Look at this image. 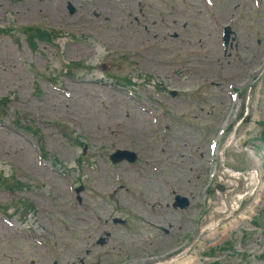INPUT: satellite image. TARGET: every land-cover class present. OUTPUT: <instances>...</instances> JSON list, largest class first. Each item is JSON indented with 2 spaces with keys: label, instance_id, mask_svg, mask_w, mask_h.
<instances>
[{
  "label": "rangeland",
  "instance_id": "374dc122",
  "mask_svg": "<svg viewBox=\"0 0 264 264\" xmlns=\"http://www.w3.org/2000/svg\"><path fill=\"white\" fill-rule=\"evenodd\" d=\"M0 104V264H264V0H0Z\"/></svg>",
  "mask_w": 264,
  "mask_h": 264
},
{
  "label": "water",
  "instance_id": "95a60500",
  "mask_svg": "<svg viewBox=\"0 0 264 264\" xmlns=\"http://www.w3.org/2000/svg\"><path fill=\"white\" fill-rule=\"evenodd\" d=\"M69 11L72 13L73 9L69 7ZM228 35H229V30L228 28H225L224 42L227 40ZM102 69L105 70L104 67H102ZM85 150H86V147H84V151ZM109 159L112 162V164H116V163L123 162V161H126L128 163H134L137 160V155L134 152L129 151V150L117 149L109 156ZM81 190L82 188L80 187V188H77L75 192L78 194ZM187 206H188V200L185 197H182L179 195H176L174 197V202L172 204L173 208L185 209ZM113 223L124 224V221L115 219L113 220ZM99 243L100 244L103 243L102 240H100Z\"/></svg>",
  "mask_w": 264,
  "mask_h": 264
},
{
  "label": "bare ground",
  "instance_id": "6f19581e",
  "mask_svg": "<svg viewBox=\"0 0 264 264\" xmlns=\"http://www.w3.org/2000/svg\"><path fill=\"white\" fill-rule=\"evenodd\" d=\"M127 33H128V32H127ZM109 34H110V33H109ZM116 35H117V34H116ZM131 36H132V35H131ZM134 36H135V35H134ZM125 37H126V36H125ZM126 38H127V37H126ZM126 38H125V39H126ZM127 39H128V38H127ZM121 40H122V39H121ZM198 40H199V39H198ZM132 41H133V40H132ZM124 42H125V41H124ZM134 42H135V40H134ZM207 42H208V41H207ZM138 43H139V42H138ZM208 43H209V42H208ZM208 43H207V44H208ZM122 44H123V43H122ZM139 44H140V43H139ZM194 44H195V43H194ZM130 45H131V44H130ZM146 45H147V44H146ZM208 45H209V44H208ZM116 46H117V45H116ZM127 46H128V45H127ZM133 46H134V45H133ZM136 46H139V45H136ZM143 46H144V44H143ZM198 46H199V45H198ZM196 47H197V46H196ZM131 48H132V47H131ZM212 48H213V47H212ZM125 49H126V48H125ZM143 49H144V48H143ZM196 49H197V48H196ZM127 50H128V49H127ZM214 50H215V49H214ZM80 51H81V49H80ZM83 51H84V50H83ZM130 51H131V50H130ZM143 51H144V50H143ZM143 51H142V52H143ZM210 51H211V50H210ZM207 52H208V51H207ZM214 52H215V51H214ZM214 52H213V53H214ZM135 53H136V52H135ZM204 53H206V52H204ZM204 53H203V54H204ZM208 53H209V52H208ZM208 53H207V54H208ZM210 53H211V52H210ZM213 53H212V54H213ZM194 55H195V54H194ZM202 58H203V57H202ZM204 58H205V57H204ZM207 59H208V58H207ZM77 84H78V83H77ZM77 86H78V85H77ZM77 86H76V87H77ZM84 87H85V86H84ZM220 87H221V86H220ZM74 88H75V87H74ZM77 88H78V87H77ZM81 88H82V87H81ZM221 88H222V87H221ZM78 91H79V90H78ZM67 92H68V91H67ZM72 92H73V91H72ZM75 92H76V91H75ZM81 92H83V91H81ZM89 93H90V92H89ZM90 94H91V93H90ZM85 95H86V94H85ZM88 95H89V94H88ZM93 95H94V94H93ZM69 96H70V95H69ZM71 96H72V95H71ZM86 98H87V97H86ZM88 98H89V97H88ZM71 99H72V98H71ZM75 99H76V98H75ZM93 99H94V98H93ZM95 99H96V98H95ZM112 99H113V98H112ZM89 100H90V99H89ZM66 101H67V100H66ZM221 101H222V100H221ZM66 104H67V103H66ZM67 105H69V104H67ZM72 105H73V104H72ZM77 105H78V104H77ZM219 105H220V104H219ZM75 106H76V105H75ZM127 117H128V116H127ZM135 119H136V118H135ZM127 123H128V122H127ZM130 123H131V122H130ZM133 125H134V124H133ZM256 186H257V185H256ZM225 211H226V210H225ZM218 214H219V213H218ZM233 215H234V214H233ZM224 217L227 218L226 215H224ZM219 220H220V219H219ZM209 222H210V221H209ZM221 222H222V221H221ZM217 223H218V221H217ZM213 225L215 226V224H213ZM216 225H217V224H216ZM209 227H210V226H209ZM211 227H212V226H211ZM215 229H216V228H215ZM229 229H230V228H229ZM200 230H201V228H200ZM201 231H202V230H201ZM204 232H207V231H204ZM211 232H212V231H211ZM213 236H214V234H213ZM185 254H186V253H185ZM185 257H186V256H185ZM182 258H183V257H182ZM186 258H187V257H186ZM169 260H170V259H169ZM176 260H177V259H176ZM170 262H171V261H170ZM146 264H147V263H146ZM166 264H167V262H166ZM171 264H184V262H178V263L176 262V263H171ZM186 264H190V263L187 262Z\"/></svg>",
  "mask_w": 264,
  "mask_h": 264
},
{
  "label": "trees",
  "instance_id": "16d2710c",
  "mask_svg": "<svg viewBox=\"0 0 264 264\" xmlns=\"http://www.w3.org/2000/svg\"><path fill=\"white\" fill-rule=\"evenodd\" d=\"M36 34H37V36H38L42 41L50 42L49 39H48V37H46L45 33H42V32L37 31ZM0 105H1V104H0ZM259 139H260L259 141L264 145V124H263L262 133H261Z\"/></svg>",
  "mask_w": 264,
  "mask_h": 264
}]
</instances>
